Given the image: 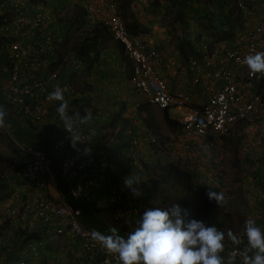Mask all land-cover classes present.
Wrapping results in <instances>:
<instances>
[{
	"label": "built area",
	"instance_id": "built-area-1",
	"mask_svg": "<svg viewBox=\"0 0 264 264\" xmlns=\"http://www.w3.org/2000/svg\"><path fill=\"white\" fill-rule=\"evenodd\" d=\"M260 1L263 5L260 12L245 0L234 1L238 18L225 44L205 38L194 42V51L186 55L184 65L197 90L195 95L169 90L162 73L175 69L177 61L164 57L150 39L126 30L118 0H72L71 5L81 7L91 22L105 25L112 40L121 45L131 62L130 85L145 104L160 110L167 109L168 113L172 110L169 118L177 123L184 136L222 135L237 123H245L257 130L259 143L264 149V78L251 75L241 62L245 55L264 51V0ZM36 6L41 11L32 12L27 0H0V67L5 73L4 77L0 76V106L36 130L49 128L55 132L63 124L56 112L58 102L49 100V93L59 85L66 97L72 88L59 79L57 50L47 28L51 15L42 5ZM137 112L135 107L134 114ZM2 131L9 133L8 129ZM131 132L130 128L126 129L127 134ZM102 133L81 129L84 143L77 145L79 151L71 144H64L60 138L53 141V148L60 151V175L73 178L65 191L68 199H49L42 192L50 157L40 148L31 145L20 147L12 139L22 155L18 158V165L14 161L10 165L19 181L10 195L17 197L21 210L9 209V215L17 218L29 213L31 226H42L48 235L66 234L80 248V256L87 264H116V260L102 252L99 246H93L92 230L103 231L81 225L79 216L82 208L73 204L74 201L89 204L96 183L112 187L115 201H121L119 194H115L117 185L109 173L97 172L91 167L102 144L99 139ZM145 134L149 138L147 143H155L153 135ZM85 147L91 148L89 154H85ZM134 165L145 170L144 159H135ZM19 186L24 191L30 190L32 198L20 199L19 193L23 192L18 190ZM224 195L227 200V193ZM134 208L126 213L136 212ZM2 218L0 215V222ZM114 218H120V213H115ZM53 220L58 224L49 228L48 224ZM30 225L28 228L31 230ZM259 226L264 228V223ZM27 246L33 252L39 249L37 240L31 237H28ZM222 255L225 259L235 256L236 264H241L239 249L228 241Z\"/></svg>",
	"mask_w": 264,
	"mask_h": 264
},
{
	"label": "crops",
	"instance_id": "crops-1",
	"mask_svg": "<svg viewBox=\"0 0 264 264\" xmlns=\"http://www.w3.org/2000/svg\"><path fill=\"white\" fill-rule=\"evenodd\" d=\"M138 4L141 6H138ZM193 6L196 8L195 5H191L190 0H134L130 10L135 14L134 18L139 24L137 33L150 39L166 58H173L177 61L175 69L162 73L169 90H182L195 95L197 90L192 84L189 74L185 71V58L183 59L180 57L176 48H174L175 45L173 42L168 40L167 36L169 33H166L167 28L164 23V21L170 17L168 15V13H170V8L174 10L172 19L174 18L175 11L179 8L185 15L188 14V11L192 13L194 19V12L196 11L193 9ZM139 12L144 16L143 19H138L136 17V13H138V15L141 14ZM151 12L154 13L151 15ZM197 12L200 11L197 10ZM188 18L189 17H187L186 20L190 21V18ZM189 29V25L183 29L180 27L176 33L180 32L179 34L182 36L185 31L191 36L192 29L188 31ZM225 36V34L219 35L220 39L218 40V44L224 43L226 39ZM189 39L192 41V36L189 37ZM102 46L103 48L99 53V57L89 73H82V64L76 58L68 56L67 54L61 56L58 71L60 72V81L62 83H69L72 88L65 97L68 103L72 100H76L77 105L84 104L87 110H90L92 114V119L87 124L80 125V131L84 128L88 131L94 130L103 132L99 138L102 144L97 150L98 154L94 164H107L113 167L111 172L114 175L112 173L111 175L113 177L112 181L117 185L116 194L118 193V189L122 191L123 187H125L124 185L122 186V184L126 177L139 176L140 181H144L147 177L144 173L145 170L151 169V166L155 164V162L163 163V161H161L163 159L161 158L162 153L159 150L152 149L151 145L147 143L149 138L145 132L155 136L152 128L148 125H144L145 123L143 124L140 119L136 118L137 114L138 116L140 115L139 104L141 100L138 92L126 80L129 74L128 61L123 57L119 48L116 47L111 40L103 42ZM112 58H117L118 61L121 60V68L117 71L118 73L110 72L111 68H119L117 62L114 64L111 62ZM2 75L4 77L5 73L3 74L0 67V76ZM62 75L65 79L62 77L60 78ZM121 78L123 79L121 80ZM77 79H80V83L78 84L82 86V92L76 90L74 82ZM135 107H137V114H134ZM72 117L78 123L80 116L74 115L73 113ZM12 121L15 122L14 118L11 119V117H9L6 123ZM19 125L22 126V124H17V127L21 128ZM14 126L15 123H10L8 128L12 129ZM128 128L132 130L130 134L126 133V129ZM21 129L24 134L27 132L25 135H28L30 138H26L25 143L18 142V146H25L26 142L30 141L34 145L43 147L50 157L49 172L45 175V186L42 190L44 195L49 199H68L69 197L65 194V191L66 187L71 185L73 178H65V176L60 175V151L53 148L52 143L56 138H60L63 140L64 144L70 145L69 133L63 126L56 129L55 132L50 131L49 128L44 131L34 129L26 130L25 127L22 126ZM154 145L159 146L157 140ZM249 148H252V146L248 145L246 150ZM261 150L263 151L262 157L264 158L263 146H261ZM140 158L144 159L145 170L143 171L134 165L135 159ZM251 158L252 156L250 155V158L247 157L245 160L250 161ZM146 164H149V168L145 167ZM132 170H134V172H132ZM212 179L216 180V178ZM3 180L5 182L7 181V184L10 183L12 190H15L17 187L12 183L16 181L13 175H10L7 179L3 178ZM212 182L213 185L210 187L215 189L216 192L222 191V188L217 185L218 183ZM101 185L102 184L99 183L95 184L93 198L89 204L74 201L76 205L82 208L79 222L86 227L99 228L107 234L108 229L115 228L110 225V220H122L126 225V229L124 231L116 229L121 235L126 236L137 226V221L141 218L145 209L129 202L128 199L124 201L121 199L119 202L115 201L113 197L114 193L109 192L108 189L102 188L104 186ZM136 187L137 189L139 188V190H137V195H139L141 193V187L140 185ZM18 190L23 192L19 193L20 199L22 200L32 198L33 196L30 190L25 189L24 191V188L22 189L20 186ZM129 194L133 196L132 193ZM158 200L159 194L156 195L152 202L158 203ZM107 207L111 209L109 213L110 218H108L109 221L103 219V214L107 213V210L105 211ZM12 208L21 210L16 196L9 194L7 198L0 199V215L3 217L0 222V264H87L84 258L80 256V248H78L77 244L68 238L66 234L48 235L43 231L42 226L33 227L30 225L29 213H26L22 217L17 216V218L9 215L8 210ZM132 208H134L136 212L133 211L127 214L126 211ZM20 213L21 211H19V214ZM115 213H120V218H114ZM20 218H22V220ZM19 222L22 223L18 224ZM56 224H58V221L53 220L48 226L51 228ZM28 225H30L31 230L28 228ZM28 237H31L32 240H37L39 249L35 252L31 251L27 246Z\"/></svg>",
	"mask_w": 264,
	"mask_h": 264
},
{
	"label": "rangeland",
	"instance_id": "rangeland-1",
	"mask_svg": "<svg viewBox=\"0 0 264 264\" xmlns=\"http://www.w3.org/2000/svg\"><path fill=\"white\" fill-rule=\"evenodd\" d=\"M131 1L133 2L134 0H129L126 10L125 8L127 6H123L120 9L121 17H123L122 13L125 10L124 14L128 21L131 19L128 18L130 15L132 17L135 15L130 10ZM245 1L255 5L259 12L263 11V5L260 0ZM68 3L71 5L70 0L58 2L56 7L59 8V10L57 11L62 13ZM190 3L191 5H195L200 11L197 13L194 12V19L192 13L188 10V14L185 15L182 13L183 18H190V21L186 20L189 21L187 22V25L190 27L188 31L192 29L190 35L194 37L196 32L204 30L209 19H211L213 33L217 34L216 39L219 40V35L221 34L227 35L223 43L225 44L229 34L234 30L235 26L228 32V26L222 19L223 14L221 11L219 12L220 9H218L217 3L215 2L214 4L213 0H190ZM138 6L141 5L138 4ZM61 7L62 9H60ZM53 11L55 15L51 17L50 26L55 25V17H60V14L56 15V10ZM173 11L174 10L170 8V13H168L170 17L166 19L164 23L167 28L166 33H169L167 36L168 40H171L175 45L177 38H180V32L176 33V31L179 30L180 27L183 29L184 27L182 26H185V24L181 25V23L178 22L175 25L173 23ZM202 11L206 13V17L200 15ZM152 13L154 12H151V15ZM223 13H225V11ZM136 17L138 19L144 18L142 13L140 15L136 13ZM196 17L199 19H196ZM203 22L206 24L203 25ZM225 29L227 32H225ZM161 54L166 57L163 53ZM111 62L113 64L117 62L119 68H111L110 72L118 73L117 71L121 68V60L118 61L117 58H112ZM122 79L123 78H121V80ZM74 83L76 90L82 92V86L78 84L80 83V79L75 80ZM262 93L264 95V90ZM139 97L141 100L139 109L142 116L140 117L137 114L136 118L140 119L143 124L145 123L143 119H145L152 128L159 144V146L156 145V147L158 150L160 149L159 151L162 153L161 158L163 160L161 161H163V163H171L174 166V170L170 177L167 179L165 177L162 178L158 185V201H161L164 197L167 204L170 199L175 197L183 198L187 201L185 209L191 213L192 218L205 222L201 207L200 187L212 186V181H214L218 183L217 185L228 195V199L223 206H221V213L223 215L221 217L222 225L219 227L220 230L227 232V230L231 229L233 232L239 234L247 218L255 219L258 225L264 223V186L261 184V174L262 172L264 173V171H262L264 168V158L262 157V145L259 143L260 140L257 136V131L254 130L253 126L246 125L245 123H237L227 134L186 137L176 126L168 125L163 121L160 109L155 106L144 104L142 102V97ZM171 112L172 110H169V113ZM7 114L11 119L14 118L17 124L20 122L23 123L22 125L26 127L25 129L27 130L28 126L22 119L16 116L13 117L9 111H7ZM11 123H14V121ZM8 139L11 140L13 144L10 143ZM0 140V176L5 177V175L10 172L9 164L13 161L16 155V148L18 147L15 145L10 135L9 138L2 137ZM248 145H251L252 148L246 150ZM172 152V157H170V153ZM249 153L252 156L250 161L245 160L247 157L250 158ZM208 160L210 161L209 163L207 162ZM256 161L260 167V172L254 168L253 164ZM212 178H216L217 181ZM18 183L19 181L16 178L15 184ZM137 190H139V188Z\"/></svg>",
	"mask_w": 264,
	"mask_h": 264
},
{
	"label": "clouds",
	"instance_id": "clouds-1",
	"mask_svg": "<svg viewBox=\"0 0 264 264\" xmlns=\"http://www.w3.org/2000/svg\"><path fill=\"white\" fill-rule=\"evenodd\" d=\"M90 23L94 22L90 21ZM193 38L194 44L196 40ZM111 41L114 40L111 38ZM56 50L59 53L57 47ZM121 53L131 65L123 50ZM241 62L248 68L251 75L264 78V51L245 55ZM48 99L58 102L56 112L63 128L69 133L71 146L79 151L77 145L84 143L80 125H85L92 119L91 112L86 109L85 115L79 117L77 123L69 115V104L65 99L64 90L59 85L49 93ZM6 117L7 111L0 106V129L2 130H7L9 127ZM8 132L11 136L9 129ZM156 140L157 138L155 143ZM84 152L89 154L91 148L85 147ZM11 163L9 164L10 172L4 177L6 179L10 175L16 177L10 166ZM140 182L139 176H128L124 180V186L133 196H136V186ZM12 183L16 185L15 182ZM7 185L11 189L10 183ZM211 189L209 187L206 193L209 201L214 200L218 205L223 206L226 202L224 191L216 192ZM91 240L94 247L99 246L102 252L116 260V264H236L235 256H228L225 259L222 255L225 252L226 241L239 249L241 264H264V228L259 226L255 219L247 218L239 234L231 229L225 232L215 225L192 218L191 213L187 209H181L178 204H173L168 208H147L137 221V226L126 236L121 235L116 228L108 229L107 234L94 229L91 232ZM242 244L243 247H241Z\"/></svg>",
	"mask_w": 264,
	"mask_h": 264
},
{
	"label": "trees",
	"instance_id": "trees-1",
	"mask_svg": "<svg viewBox=\"0 0 264 264\" xmlns=\"http://www.w3.org/2000/svg\"><path fill=\"white\" fill-rule=\"evenodd\" d=\"M27 1L30 3L29 8H31L32 12L41 11V9L40 10L37 9V6L35 7V5H42V8L45 11H47V13H49L51 15H55L53 10H56V12H55L56 15L60 14V17H58V18L55 17L56 21H54V22H56V23L53 26V28L49 24H47V28L49 29V31L52 35V38L54 39V42H55L54 45L57 47V49L59 50V53H60V54L57 53V58H58L57 60H58V62L61 61V56L64 54H67L68 56H72L73 58H76L82 64L81 72L82 73H84V72L89 73V71L92 70L94 63L97 61V59L99 57V53L103 48L102 43L106 42L108 40H111L109 31L107 30L105 25H103L100 22H94L93 24H91L90 21H88L87 18L85 17V13L81 9V7L76 6V5L71 7L69 3H68V5H66L65 10L62 13H60V11H57V10H59V8H57L56 5L58 4V2H61L63 0H27ZM128 2H129V0H119V12H120L121 7H123V6L126 7L128 5ZM213 2H214V4H215V2L217 3L218 9H220L219 12L221 11V13L223 14L222 19L224 20L225 24H227V26H228V32L231 31L234 28V26L236 25L237 18H238V14H237V10H236L234 1L233 0H213ZM127 8H128V6L125 8V10ZM43 9H42V11H44ZM60 9H62V7ZM193 9H195L196 12L198 10L197 7L195 8L194 6H193ZM124 11L122 13L123 17H121V14H120V17H121V19L125 25L126 30L130 33H136L137 34V32H138L137 27L139 24L134 19V16L132 17L131 15L128 17V18H131L128 21L127 17H125ZM224 11H225V13H223ZM200 15L202 17H206V13H204L203 11H202V13H200ZM173 17H174L173 23L175 25L178 22H180L181 25L185 24V26H182V27L185 28L186 26H188L187 22H189V21H186V19L183 18L182 11L180 8L177 9V11H175ZM196 19H199V18L196 17ZM205 24L206 23L203 22V25H205ZM212 27H213L212 20L209 19V22L204 27V30L196 32L193 39L198 41L201 38L202 39L205 38V39H209L210 41L215 43L217 40L216 39L217 34L213 33ZM188 34H189L188 32L184 31L183 35L180 36V38H177L176 44H175V48L177 50V53L183 59L186 57V55L188 53H192L194 51L193 41H191V39H189L190 36ZM59 37H60V39H59ZM112 42L122 52L121 45L119 43H117L116 41H112ZM61 77L63 79H65L63 75L60 76V78ZM68 104H69V108H70V110H69L70 115L71 114L73 115V113H74V115H77L80 117L85 115V110L87 109V107L84 104L77 105L76 100H72ZM3 108L5 109L4 106H3ZM161 115H162L163 121L166 124L176 126L179 129L177 123L169 118V113H168L167 109H162ZM139 116L141 117L142 114L140 113ZM8 118H9V116L6 117V121H8ZM143 120L145 121L146 126L147 125L150 126L145 119H143ZM7 123L10 125L11 122H7ZM14 123H15L14 128H12V129L9 128L12 138L15 140L16 143H18V142H24L25 143V139L26 138L29 139L30 137L28 135H25V134H27V132L24 134V132L22 131L21 128L23 125L22 126L19 125L21 128H18L17 122H14ZM21 124H23V123H21ZM26 124L28 126L27 127L28 130H29V128L36 130L35 128H32V126H30L28 123H26ZM254 130H256V129L254 128ZM257 136L259 137L258 132H257ZM2 137L3 138H9V135H8V133L6 134L2 130H0V138H2ZM155 137H156V135H155ZM259 139H260V137H259ZM9 141H10V143H12L11 140H9ZM26 145H31L33 147L40 148L47 154L46 150L43 147L34 145L30 141L26 142ZM150 145H151L152 149L158 150L156 145H154L152 143ZM94 151H95V149L93 150V153H94ZM21 155H22V153H21L20 149L16 148V155L13 159V161L16 162V165L19 164L20 160L18 158ZM156 163L157 162H155V164H153L151 166L152 167L151 169L145 170L144 173L146 174L147 177L144 181H141L139 184L141 187L140 188L141 193L139 195L131 196V194H129L131 192L126 187H123L122 191L120 189H118V194H119L120 198L123 201L125 199H128L129 202L134 203L138 206H141L145 210L149 207H167V206L170 207L173 204H178L181 207V209H185L186 205H187V201L183 198L175 197L173 199H170L167 204H166L164 197L158 203L152 202V200L157 195L158 185H159L160 181L162 180V178H164V177L166 179L169 178L170 175L172 174L173 170H174V166L171 163H157V164ZM92 165L93 166H91V167L93 170H95L97 172H100V171L101 172H108V173H110L109 174L110 178H113L111 175V173H112L111 169L113 167L108 166L107 164L106 165L103 164V166H99L98 163L96 165L93 163ZM253 165H254V168H256L259 171L260 167L257 164V161ZM145 167L149 168V164H146ZM262 171H264V168ZM132 172H134V170H132ZM3 178L4 177L0 176V199L7 198L8 195L10 194V191H11L10 187L3 180ZM261 179H262L261 184L264 186V173L263 172L261 174ZM123 185H124V183L122 184V186ZM101 186H103V185H101ZM209 187L210 186L200 187V197H201V207H202V211H203V218H204L206 224L215 225L217 228H219L222 225L221 217L223 214L221 213V206L220 205H218L214 200L209 201V199L206 195L207 191H209ZM102 188L108 189L109 192L112 193V187L104 186ZM211 190L215 191V189H213V188ZM73 204L76 205L74 202H73ZM110 210H111L110 207L105 208V211L107 213L103 214L104 220L106 219L107 221H109L108 218H110L109 217ZM110 225H112L113 227H115L121 231H124L126 229V225H125V223H123L122 220H119V221L114 220V219L112 221L110 220Z\"/></svg>",
	"mask_w": 264,
	"mask_h": 264
}]
</instances>
